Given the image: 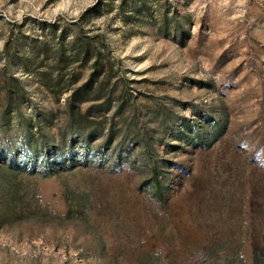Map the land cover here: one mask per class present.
Instances as JSON below:
<instances>
[{
  "label": "rangeland",
  "instance_id": "rangeland-1",
  "mask_svg": "<svg viewBox=\"0 0 264 264\" xmlns=\"http://www.w3.org/2000/svg\"><path fill=\"white\" fill-rule=\"evenodd\" d=\"M0 264H264V0H0Z\"/></svg>",
  "mask_w": 264,
  "mask_h": 264
},
{
  "label": "trees",
  "instance_id": "trees-1",
  "mask_svg": "<svg viewBox=\"0 0 264 264\" xmlns=\"http://www.w3.org/2000/svg\"><path fill=\"white\" fill-rule=\"evenodd\" d=\"M153 178H154L155 182H156V183H158V180H157V175H156V173H154V176H153ZM158 189H159V188H158ZM158 189H157V191H158V192H160L161 190H158ZM255 260H256V257L254 258V261H255Z\"/></svg>",
  "mask_w": 264,
  "mask_h": 264
}]
</instances>
